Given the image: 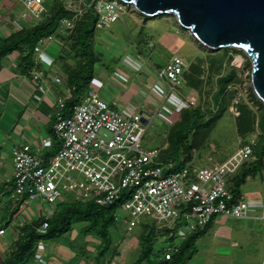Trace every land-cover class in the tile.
Here are the masks:
<instances>
[{
	"label": "built area",
	"instance_id": "1",
	"mask_svg": "<svg viewBox=\"0 0 264 264\" xmlns=\"http://www.w3.org/2000/svg\"><path fill=\"white\" fill-rule=\"evenodd\" d=\"M24 11L19 23L25 25L30 20H39L47 7L45 0H17ZM75 17L86 8L93 7L97 16V28L109 27L126 13L127 3L121 0H64ZM64 28H71L73 20H62ZM55 41L53 36L41 39L34 47L36 61L47 67L54 58L45 51V43ZM186 65L180 55L172 56L165 67L157 72L162 85L154 91L162 97L166 105L175 112L192 107L196 103L193 94L178 96L173 90L180 83ZM40 77L33 70L32 78ZM59 83L63 98L57 101L53 119V132L58 140L57 150L49 156L38 148L33 149V138L15 147L13 156V193L18 200L24 195L30 200L54 205L61 200H94L98 205H110L118 199L129 215L127 229L141 227L149 218L157 223H172L180 220L179 231L187 234L197 226H203L214 215L222 214L236 218H246L255 209L257 201L243 195L235 197L228 189L229 177L236 172L253 154L256 138L247 134L228 158L215 161L201 168L183 167L172 171V162L159 163L158 147H142L146 122L142 114L130 108L114 109L99 94L103 82L93 77L87 92L75 103L66 115L65 102L71 90L64 81ZM170 90L166 91L167 85ZM104 128L110 133L108 139L98 135ZM49 146V141H44ZM211 183L208 187L207 184ZM61 190L69 192L63 198ZM73 194V195H72ZM260 217L264 219V210ZM47 222L39 228L44 232ZM3 232L2 230L0 231ZM168 247L166 258L172 250ZM264 264V261L261 263Z\"/></svg>",
	"mask_w": 264,
	"mask_h": 264
},
{
	"label": "trees",
	"instance_id": "2",
	"mask_svg": "<svg viewBox=\"0 0 264 264\" xmlns=\"http://www.w3.org/2000/svg\"><path fill=\"white\" fill-rule=\"evenodd\" d=\"M46 3L47 9L39 20H30L25 25L20 24L7 36L0 35V71L2 61L10 54L18 53L19 71L29 76L33 69L39 67L34 52L35 45L41 39L53 36L60 45V52L54 62L60 61L59 71L61 76L63 75L61 78L71 90V97L65 102L67 113L87 92L90 80L94 77L97 56L93 44L95 32L98 29L96 26L97 16L92 6L74 18L75 13L66 7L64 0H48ZM126 7L136 12L131 5L127 4ZM65 18L73 20L71 28L63 27L61 22ZM208 51L210 54H207L209 61L207 75L213 74L215 69H220L222 63H226L228 66V71L216 80L218 88L212 94L214 96L212 103L215 106L222 100L220 96H224L226 87L235 77V70L229 63L233 53L240 52V50L225 47L221 48V52ZM204 72L202 59H200L197 63H191L182 74L186 85L197 96L198 94L202 95V87L206 83L203 80ZM252 94L251 98L259 108L258 125L261 129V137L259 140L256 139V145L251 156L254 159L250 161V157L229 177L228 189L233 192L236 198L242 195L240 187L247 178L260 171L264 156V103L257 98L253 91ZM240 108L242 112L238 117V125L240 126V140H242L247 134H250L252 122L248 117L250 110L245 106ZM179 113L176 121L168 129L166 144L158 146L160 150L159 163L172 162V170L174 171H178L184 166L195 167L191 160L193 153H200L208 143L218 117V114H212L211 109L203 108L199 104H194ZM244 123L247 124L246 127ZM176 168L178 169L175 170ZM122 200V198L118 199L110 205H98L90 199L62 200L52 206L49 215L39 216L30 222L23 220V223L16 215V208H13L12 211L9 210L7 213L9 220L6 221L14 226L15 231L18 232L13 239L6 241L5 256L2 257L3 264H39L36 255L39 243H57L77 224H81L80 231L86 241L84 240L85 244L83 245H72L74 253L69 262L85 257L86 262H80V264H105L103 261L114 264L112 259L119 254V244L110 246L112 243L110 230L116 222V212L121 208ZM43 222H47L48 225L44 232H40L39 227ZM141 224V231L134 238L139 254L129 264H142L143 262L146 264H186L196 251V241L204 235L209 225L206 223L203 228L197 226L190 230L187 235H180V224L173 225L170 223L171 225H168V222H164L159 223L162 225L158 228V223L155 221L148 223L144 220ZM176 231L178 234H175ZM162 235L165 237L163 240L167 246L156 250L154 244L158 241V236ZM91 237H95L99 241L98 248L89 249L86 246L87 240ZM89 241L92 242L93 240ZM0 243L3 245L5 241L0 239ZM171 246L177 249L170 251L171 256L166 259L167 248Z\"/></svg>",
	"mask_w": 264,
	"mask_h": 264
},
{
	"label": "rangeland",
	"instance_id": "3",
	"mask_svg": "<svg viewBox=\"0 0 264 264\" xmlns=\"http://www.w3.org/2000/svg\"><path fill=\"white\" fill-rule=\"evenodd\" d=\"M47 1L48 0H45L44 2L45 5H47L46 3ZM84 1L89 3L90 0H84ZM6 2L14 7V12L16 14H19L21 11H24L23 5L17 0H6ZM129 11L130 13L132 12L128 7L126 9V12ZM128 16H129L128 13H124L121 19L110 25L109 27L110 30H108V28H98L95 32V40L93 46L97 51V53L102 55L103 60L109 63L107 65L108 67L106 71L107 74L111 73L112 67H115V65H120L122 66L123 69H126L123 65L125 62L128 63V60H125L123 58L124 53H126L127 51L135 53L136 49L133 48L134 43H136L140 38H145L149 41L148 35H150V33L152 34V32L161 31V30L162 31L170 30L177 32V35L179 36V40L176 44V47L173 48L170 52H168L166 56H163L162 54L161 55L159 54V51L153 50V48L151 47L152 42L150 41L147 46L141 47L145 50L143 51V54L140 55L141 59L143 60V63L146 62L149 63V60L147 61V57L151 58L153 61L159 63H161L162 61L163 63L167 59V57L175 53V50H177V53L181 55V57H183L184 61L187 63H192V62L197 63L200 59H202V68L205 71L203 75V80L206 81V83L203 84L202 95L198 94L197 96L196 94H193V96H195L196 98L195 105L199 104L203 108L211 109L212 114L213 115L218 114V117L216 118L215 128L211 132L208 143L203 147L200 153L198 152L193 153V157L191 160L194 163L195 167L201 168V167L209 166L215 161L225 160L226 158H228V156L234 153V151L239 145V141L241 137L239 130L240 126L238 125V117L242 112L240 108L241 106H245L246 108H248V110H250V114L248 117L252 122L251 124L252 129L251 132L249 133L252 136H254L257 140L260 139L261 129L258 125L259 108L251 98V96H253L252 94L253 87L250 77L251 63L247 58V56L242 51L233 53L229 64L235 70V77L232 78L230 84L226 87L225 92L223 94L224 96H220L222 100H220L217 104H215V106H213L212 100L214 96H212V94L218 88L216 80L219 76L225 74L228 71L227 64L222 63L220 69H215L213 71V74L207 75V71L209 69L208 66L209 61L207 54H210L208 53L209 52L208 49H202L201 47L196 45L197 42L192 39L191 35L187 30L180 28L176 24L172 23L174 20L173 17H169L170 19L169 21L168 19H165L163 16L161 17L162 21L156 24L154 29L153 27H149V28L145 27L140 31V33H137L136 28H134ZM15 27L17 28L16 25ZM55 41H50L49 43L47 42L45 43V45H47V48L49 46V48H51L52 50L53 46H56L55 44H57ZM124 45H127L125 48V52L122 50V47ZM43 47L44 46H41V48ZM105 49H107L108 51H106ZM220 50L221 49L211 50V51L221 52ZM111 51H113L114 53L116 52L119 53L118 54L119 56L116 54L113 56V59L111 58V60H108V55ZM135 54H137V52ZM60 66H61L60 61L54 62L52 63L51 66H49L50 67L49 71L51 70L61 75V72H59ZM43 68L45 69V67ZM53 82L54 84L56 83L55 80H53ZM160 83L162 85L161 80ZM57 84L59 85V83ZM175 86L176 88L173 89L174 91H177V89H179L183 92H186V88L181 83V81L179 84ZM60 92H64V91L60 89ZM253 93L255 94L254 91ZM140 97L142 99L136 100L135 106H133L134 110L130 107L128 108L132 109L137 113H140V111H142L141 113L142 117L147 120L146 131L142 141V147L148 149L162 145L164 146L166 144V135L168 133V129L170 128V125L166 127L164 126L162 128L161 120H163L162 118H166L170 123H173L174 121H176L180 113L175 112L171 107H168L169 109L165 107V109L163 110H166L167 112L166 113L163 112L160 109V107L162 108V105L160 107L158 106V103L161 102V98H162L161 96H156L154 98L157 102L151 101L150 99L146 98V100L150 101L153 104L146 101L143 98V96ZM68 113L69 111L67 113L65 112L66 115ZM244 124L246 127L247 124L246 123ZM160 128L162 129L160 130ZM47 134L49 135V132ZM98 135L100 137H103L104 139H108L110 137V133L104 128H101L98 131ZM253 159L254 157H251L250 161H252ZM177 169L178 168H176L175 170ZM210 185L211 183L207 184L208 187ZM240 191L242 192L243 196L246 199L252 202L254 200L261 201V206L262 209L264 210V156L260 171L255 173V175L247 178L246 182L240 187ZM69 194H70L69 192L61 190V196L63 198L69 196ZM37 201L38 199L30 200L26 197L20 200L16 205V209H17L16 215L18 216V218L29 222L34 221L38 215V213L36 212L34 213V211L37 210H41L44 216L49 215V212L51 211L52 207L42 199H41V204L38 203ZM18 204H21L20 211H18ZM6 212L7 211L5 208H3L2 212H0V227H4L7 230L6 233L8 232L10 234L12 233L16 234V232L18 231H15L16 230L15 227L7 223V221L9 220L8 219L9 216ZM25 212L28 213V216L26 215ZM260 214H261L260 210L255 209L250 211L248 218L238 219L235 217H228V216L224 217L227 220L226 222L228 224L233 225L236 223V227L239 230H241L240 232H238V234H241L243 239H246V241L243 243L241 247L237 246L236 248H233V255H232L233 263L230 264H241V263L261 264V261L264 260V240L262 239V241H259L258 238L255 237V235L250 237L249 232L247 230L249 226L256 227V229H258L259 227H264V220L260 217ZM116 217H117L116 222L110 230L112 237V243L110 244V246L119 244L118 247L119 254L115 258H113L112 261L114 264H129L138 257L139 251L136 244L134 243V238L138 233H140L141 228L136 227L133 228L131 231L127 230V221L129 219V215L123 208H119L117 210ZM145 220L148 221V223L152 221L149 218H145ZM171 224L178 225V224H182V222H180V220H175ZM171 224L168 223V225ZM161 225L162 224L158 223L157 228L160 227ZM214 225L217 227L218 224L214 223ZM80 228H81V224L74 225L72 230L67 234H65V236H62L57 243L49 242L51 244H48V242H44V243L40 242L36 251L39 264H47L48 261L47 257L48 258L50 257L51 255L50 252L53 255L51 257L52 264H80V262H86L85 257H81L77 261L69 262L71 255L74 253V251H72V249H74L72 245L75 244L83 245L85 244L84 242L86 241L84 236H82L83 234L81 233ZM175 234H178V231H176ZM5 236H6L5 237L6 241L12 239L11 236H8V234ZM163 239H165L163 235L158 236V241H156L154 244V248L156 250L160 249L161 247L167 246L166 242ZM89 240H93V241L90 242ZM98 243L99 241L95 237H91L87 240L86 246L89 247V249H93V248L96 249L100 245V243L99 244ZM3 245L6 247L7 244L5 243ZM56 249L58 250L57 252ZM4 256H5V249L2 246H0V264H3L2 257ZM103 263L108 264L106 261H103ZM142 264H146V263L143 262Z\"/></svg>",
	"mask_w": 264,
	"mask_h": 264
},
{
	"label": "crops",
	"instance_id": "4",
	"mask_svg": "<svg viewBox=\"0 0 264 264\" xmlns=\"http://www.w3.org/2000/svg\"><path fill=\"white\" fill-rule=\"evenodd\" d=\"M129 9L132 12L130 13L129 11L126 13H128V17L134 28H136L137 33H140L145 27H153L154 29L156 24L162 21L161 17L163 16L169 21V17H173L171 15L146 16L133 11L131 8ZM22 12L23 11L16 14L12 5L8 4L6 0H0V35L7 36L16 28L15 25L17 27L20 26L19 18ZM173 19V22H171L179 26L174 17ZM109 27L106 28L110 30ZM148 36L149 41L145 38H140L134 43V46L132 45L133 48L136 49L135 51L137 54H135L136 52L133 53L129 51L124 53L123 58L128 60V63L125 62L123 65L126 69H123L120 65H115V67H112L110 74H107L106 72L109 63L103 60L102 55L97 53L94 48L97 56L94 77L103 82L99 94L114 109L120 110L121 108L130 107L134 110L133 106H135L136 100L142 99L140 96H143L145 100L148 98L151 101H156L154 98L159 95L154 89L157 86H161L157 72L165 67L166 63L172 56L179 55L177 50H175V53L167 57L163 63L162 61L161 63L153 61L151 58L145 56L147 57V61L149 60V63H143L140 55H142L145 50L141 47L147 46L150 41L152 42L151 47L153 50H157L160 55L162 54L163 56H166L168 52L176 47L179 40L177 32L170 30L155 31ZM55 42L57 43L55 44L57 47L53 46L52 50L49 46L48 48L47 45L46 47L44 46L48 56L53 57L54 60L60 52L59 42ZM196 45L199 46L198 43H196ZM126 46L127 45H124L122 47L124 52ZM105 50L108 51L107 49ZM117 52L114 53L111 51L108 55V60H111V58L113 59L114 55H118L119 53ZM18 60V53H14V55L10 54L6 60L2 62V69L0 71V212L5 208L7 211L6 213H8L9 210L12 211L17 205L13 202V199L9 197L12 192L13 184L12 151L15 147H20L22 144L26 143L30 137L33 138V149L39 148L46 156L51 155L57 150L59 144L54 136L52 124L57 109V101L59 98H63V95L60 92L61 87L53 82L55 78L63 81L61 78L63 75L61 76L50 70L51 73L49 71L50 67L39 64V67L33 70H38L40 77L38 79H33V70L30 72L29 76H26L19 71ZM190 64L191 63L185 62L186 68H188ZM43 67H45L46 71ZM180 80L185 86L186 92L179 89H177V91H172L178 96L196 94L186 85L183 75L180 77ZM165 84L167 85L166 91H169L170 86L166 81ZM148 102L151 103L150 101ZM161 105L162 108L160 107ZM158 106L165 113L167 111L163 109L169 107L165 104L162 98L161 102L158 103ZM140 113H142V111H140ZM162 119V128L172 124L166 118ZM143 120L147 123L146 119L143 118ZM162 128H160V130ZM48 132L49 135L47 134ZM47 140L49 141V146H44L43 143ZM256 201L260 208L261 201ZM259 208L255 207V209ZM224 217H227V215L218 214L210 218L207 222L209 225L206 228L204 235L199 237L196 241V251L192 254L186 264L233 263V248H236L237 246L241 247L246 239H243L241 234H238L241 230L236 227V223L230 225L226 222L227 220ZM214 223L218 224L217 227ZM247 230L250 237L255 235L259 241H262V239L264 240V227L256 229V227L249 226ZM5 233L4 236H1L3 240H6ZM12 234L8 233V236H11L13 239L15 234H13V236ZM57 251L58 250L56 249V252ZM50 254V257H47V264H52L51 257L53 255L51 252ZM263 261L264 260H262L261 263Z\"/></svg>",
	"mask_w": 264,
	"mask_h": 264
},
{
	"label": "water",
	"instance_id": "5",
	"mask_svg": "<svg viewBox=\"0 0 264 264\" xmlns=\"http://www.w3.org/2000/svg\"><path fill=\"white\" fill-rule=\"evenodd\" d=\"M146 16L171 15L208 50L233 47L251 63V82L264 103V0H121Z\"/></svg>",
	"mask_w": 264,
	"mask_h": 264
},
{
	"label": "clouds",
	"instance_id": "6",
	"mask_svg": "<svg viewBox=\"0 0 264 264\" xmlns=\"http://www.w3.org/2000/svg\"><path fill=\"white\" fill-rule=\"evenodd\" d=\"M13 152V151H12ZM12 159H13V156H12ZM13 172H14V165H13ZM13 180H14V177H13ZM13 185V184H12ZM12 193H13V186H12V192L10 193V195H9V197L11 198V199H13V202L14 203H18L20 200H22L24 197H26V196H22L20 199H19V201L18 200H15L14 199V197L12 196ZM27 198V197H26ZM62 201V200H61ZM38 203H40L41 204V202H38ZM50 206H52V205H50ZM20 207H21V204H18V211H20ZM34 211V210H33ZM38 213V215H37V218L39 217V216H42L43 214H42V211L41 210H37V211H34V213ZM26 213V215L28 216V213L27 212H25ZM21 222H23V219H21ZM42 225V224H41ZM48 225V224H47ZM40 228V227H39ZM3 231L2 233L0 232V237L1 236H4V233L7 231L5 228H2V227H0V231ZM128 230V229H127ZM129 231H131V230H129ZM179 233H180V235H187V234H182L180 231H179ZM6 234H8V232L7 233H5V235ZM0 239H2V238H0ZM5 241V243H6V240H4ZM0 246H2L4 249H5V251H6V247L4 246V245H2L1 243H0ZM168 252V251H167ZM166 255V254H165ZM165 258H166V256H165ZM167 259V258H166Z\"/></svg>",
	"mask_w": 264,
	"mask_h": 264
}]
</instances>
